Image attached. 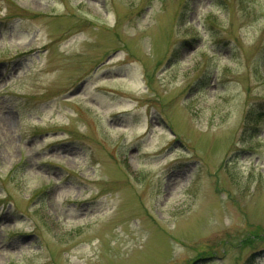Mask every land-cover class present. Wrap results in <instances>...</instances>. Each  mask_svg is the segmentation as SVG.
<instances>
[{
	"label": "rangeland",
	"instance_id": "rangeland-1",
	"mask_svg": "<svg viewBox=\"0 0 264 264\" xmlns=\"http://www.w3.org/2000/svg\"><path fill=\"white\" fill-rule=\"evenodd\" d=\"M0 264H264V0H0Z\"/></svg>",
	"mask_w": 264,
	"mask_h": 264
},
{
	"label": "bare ground",
	"instance_id": "bare-ground-1",
	"mask_svg": "<svg viewBox=\"0 0 264 264\" xmlns=\"http://www.w3.org/2000/svg\"><path fill=\"white\" fill-rule=\"evenodd\" d=\"M5 125V124H4Z\"/></svg>",
	"mask_w": 264,
	"mask_h": 264
}]
</instances>
